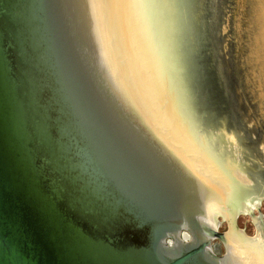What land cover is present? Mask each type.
Instances as JSON below:
<instances>
[{
  "label": "water",
  "instance_id": "1",
  "mask_svg": "<svg viewBox=\"0 0 264 264\" xmlns=\"http://www.w3.org/2000/svg\"><path fill=\"white\" fill-rule=\"evenodd\" d=\"M228 3L0 0V264H264V65Z\"/></svg>",
  "mask_w": 264,
  "mask_h": 264
},
{
  "label": "bare ground",
  "instance_id": "2",
  "mask_svg": "<svg viewBox=\"0 0 264 264\" xmlns=\"http://www.w3.org/2000/svg\"><path fill=\"white\" fill-rule=\"evenodd\" d=\"M249 7L250 6L248 1L236 0V12L233 13V22L236 30H239L241 29V25L240 23H237L241 21L242 18H244V21L247 24V29L251 31V37L253 34L252 30L256 28V33H254L253 36H255V43L259 48L255 50H250L247 57H252V55L256 58L258 57L264 65V0H255L254 2H252L251 9H249ZM258 88L261 91H264V76H261ZM250 139L253 142H251V144L256 143V136L253 132L250 134ZM258 149L259 152L262 154V157L264 158L263 146L260 145Z\"/></svg>",
  "mask_w": 264,
  "mask_h": 264
},
{
  "label": "rangeland",
  "instance_id": "3",
  "mask_svg": "<svg viewBox=\"0 0 264 264\" xmlns=\"http://www.w3.org/2000/svg\"><path fill=\"white\" fill-rule=\"evenodd\" d=\"M230 1V0H229ZM231 4L228 3V6L230 4L231 6V9H232V12L235 13L236 12V0H231ZM213 15V14H212ZM227 15H229V13H227ZM232 16V15H231ZM242 51V55L244 56H247L246 53L244 52V47L241 49ZM240 54V55H241ZM249 54V53H248ZM253 58H256L255 56L252 55ZM248 58V57H247ZM257 59V58H256ZM261 94H264V91H262ZM263 96V95H262ZM258 106H260V108L262 107V113L264 114V98H261V101L258 103ZM259 208L260 210L257 211L256 209L253 210L254 212V215L257 217H259V212H260V220H261V227H262V231H263V234H264V197L259 205ZM259 220V221H260ZM237 223H238V226L240 228H244L245 232L248 234V235H254L255 234V231H256V226H257V223L255 220H253V218L248 215V214H243V215H240L237 219ZM260 224V222H259ZM227 228V224L226 222L222 223V225L220 226V230H225Z\"/></svg>",
  "mask_w": 264,
  "mask_h": 264
},
{
  "label": "flooded vegetation",
  "instance_id": "4",
  "mask_svg": "<svg viewBox=\"0 0 264 264\" xmlns=\"http://www.w3.org/2000/svg\"><path fill=\"white\" fill-rule=\"evenodd\" d=\"M254 210H255V209H254ZM254 220L256 221L257 224H259V222H261L260 217H257V218H255ZM259 220H260V221H259ZM259 225H260V224H259Z\"/></svg>",
  "mask_w": 264,
  "mask_h": 264
},
{
  "label": "clouds",
  "instance_id": "5",
  "mask_svg": "<svg viewBox=\"0 0 264 264\" xmlns=\"http://www.w3.org/2000/svg\"><path fill=\"white\" fill-rule=\"evenodd\" d=\"M185 237H186L187 239H190V238H191L190 236L187 235V233H185Z\"/></svg>",
  "mask_w": 264,
  "mask_h": 264
}]
</instances>
